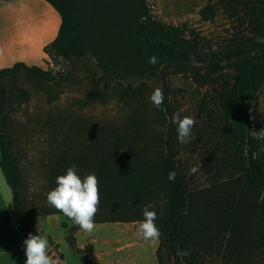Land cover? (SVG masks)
<instances>
[{"label": "trees", "instance_id": "obj_1", "mask_svg": "<svg viewBox=\"0 0 264 264\" xmlns=\"http://www.w3.org/2000/svg\"><path fill=\"white\" fill-rule=\"evenodd\" d=\"M46 1L60 15L57 35L43 47L51 67L16 62L0 68V169L11 190V213L22 242L31 233L28 216L63 213L47 202L27 201L21 193L20 166L8 128L10 112L29 96L26 88L14 84L20 72L30 81H55L66 77L76 62L92 59L101 72L95 84L108 90L111 82L106 76L125 71L123 57L138 56L156 75L184 68L197 82L219 77L214 91L226 113L256 109L264 84V0H208L199 11L201 20L209 21L220 11L234 23L232 35L211 49L185 24L156 20L145 0ZM151 56L156 64L148 63ZM245 129L240 174L204 188L190 190L168 143L157 161L140 159V151L131 150L130 157L128 132L109 127L90 142L83 157L59 154L49 170L48 187L54 188L56 176L73 164L81 174L95 173L99 203L93 223L142 221L144 205L151 203L160 231L157 264H264V152L252 126ZM169 171L176 173L172 181ZM65 218V241L91 264L76 245L79 225Z\"/></svg>", "mask_w": 264, "mask_h": 264}, {"label": "rangeland", "instance_id": "obj_2", "mask_svg": "<svg viewBox=\"0 0 264 264\" xmlns=\"http://www.w3.org/2000/svg\"><path fill=\"white\" fill-rule=\"evenodd\" d=\"M145 1L156 20L170 25L185 24L194 29L208 49L220 46L234 30V23L220 11L209 21L200 19L199 11L208 0ZM121 63L125 64V71L118 76H106V81L111 82L108 90L95 84L101 72L92 59L76 62L66 77L55 81H30L22 72L17 75L14 84L26 88L29 96L25 103L10 112L8 128L20 166L21 193L25 200L36 205L47 202L46 193L50 190L47 178L58 155L68 153L83 157L89 151L90 142L95 143L105 127L127 131L131 137L129 144L133 145L130 151H140V159L157 161L168 143L187 177L190 190L240 174L237 166L243 153L241 140L247 123L240 110L226 113L220 107L214 91L221 83L219 77L197 82L191 71L184 68L180 71L169 68L156 75L138 56L123 57ZM49 67L43 65V68ZM113 76L115 79H111ZM95 88L102 94L95 95L92 92ZM154 88L164 93L165 103L160 108L149 99ZM175 113L194 119V139L187 143L177 140L176 126L169 119ZM246 115L255 131H264V84L259 89L258 107L246 108ZM258 142L264 152V139ZM133 151L129 152L130 157ZM193 167L197 171L192 172ZM0 187L10 208L11 190L1 169ZM249 215L258 216L255 211H249ZM65 219L63 214L45 215L43 223L34 217L32 234L47 233L61 240V249L68 252L66 255L73 264H86L83 252H74L64 240L65 228L61 222ZM140 222H95L88 233L96 235L97 252L106 251L112 264H157L158 239H141ZM80 239H84L83 235ZM254 256L256 261L258 254L255 252ZM98 260L104 264L103 257Z\"/></svg>", "mask_w": 264, "mask_h": 264}, {"label": "crops", "instance_id": "obj_3", "mask_svg": "<svg viewBox=\"0 0 264 264\" xmlns=\"http://www.w3.org/2000/svg\"><path fill=\"white\" fill-rule=\"evenodd\" d=\"M59 25V13L46 0H0V68L11 67L16 62L41 68L43 65L51 66L43 47L55 38ZM34 217L43 223L45 220V215L28 216L31 233V220ZM45 234L49 240L50 257L57 264H73L66 255L68 252L61 249V240ZM81 235L83 240L80 239ZM75 237L76 245L85 251L92 264H101L98 258L102 257L104 264H112V260L107 259L106 251L104 254L97 252L95 244L99 240L96 235L80 228ZM23 248L22 239L14 226L11 207L0 187V264H24Z\"/></svg>", "mask_w": 264, "mask_h": 264}, {"label": "clouds", "instance_id": "obj_4", "mask_svg": "<svg viewBox=\"0 0 264 264\" xmlns=\"http://www.w3.org/2000/svg\"><path fill=\"white\" fill-rule=\"evenodd\" d=\"M148 63L156 64V57H149ZM149 99L155 107L160 108L164 102L162 89L154 88ZM169 119L176 126L178 142L187 143L194 139L192 133L194 119L191 116H181L179 113H175ZM255 138L264 139V131H255ZM191 171L195 172L197 169L193 167ZM175 175L174 171H169L168 180H174ZM46 201L48 205L62 212L81 229L91 232L94 227L93 216L99 203L95 173L81 174L76 165L68 166L62 174L56 176L55 187L46 193ZM156 219L157 213L154 206L151 203L145 204L143 220L138 224L141 239L147 241L159 238L160 231L156 225ZM23 245L24 264H57L48 254L49 240L46 234L29 233L23 240Z\"/></svg>", "mask_w": 264, "mask_h": 264}, {"label": "water", "instance_id": "obj_5", "mask_svg": "<svg viewBox=\"0 0 264 264\" xmlns=\"http://www.w3.org/2000/svg\"><path fill=\"white\" fill-rule=\"evenodd\" d=\"M241 115L245 118L246 123L249 124V119L246 115V109L241 110Z\"/></svg>", "mask_w": 264, "mask_h": 264}]
</instances>
